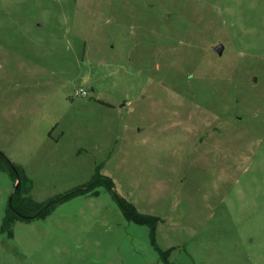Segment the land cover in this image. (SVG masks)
<instances>
[{"label":"rangeland","instance_id":"1","mask_svg":"<svg viewBox=\"0 0 264 264\" xmlns=\"http://www.w3.org/2000/svg\"><path fill=\"white\" fill-rule=\"evenodd\" d=\"M0 150L161 218L100 184L11 236L0 169V264H264V0H0Z\"/></svg>","mask_w":264,"mask_h":264},{"label":"trees","instance_id":"2","mask_svg":"<svg viewBox=\"0 0 264 264\" xmlns=\"http://www.w3.org/2000/svg\"><path fill=\"white\" fill-rule=\"evenodd\" d=\"M0 169L7 170L13 177L14 181H17L18 179L21 180L19 188L14 191L10 199V205L6 210L2 223V230L8 231L11 236L14 235L13 224L17 219L30 220L36 217H46L61 203L77 195L92 192L100 184L105 185L109 189L128 219L136 221L137 223L150 225L153 236H155L156 227L161 218L159 216L141 212L133 202L116 191L111 178L104 177L99 172H97L93 177V180L85 186L78 187L69 193L55 195L45 201L38 202L28 195L29 190L24 187L25 184L31 183L32 180L27 177L26 172H24L19 165L12 163L1 150ZM24 215L30 216V218H25ZM169 253H171V249L163 251V256H167Z\"/></svg>","mask_w":264,"mask_h":264},{"label":"water","instance_id":"3","mask_svg":"<svg viewBox=\"0 0 264 264\" xmlns=\"http://www.w3.org/2000/svg\"><path fill=\"white\" fill-rule=\"evenodd\" d=\"M216 49H217L219 52H222V51H223V44H218V45H216ZM20 182H21V180L18 179V183H17V187H16V189L19 188ZM24 217H25V218H30V216H27V215H24Z\"/></svg>","mask_w":264,"mask_h":264},{"label":"built area","instance_id":"4","mask_svg":"<svg viewBox=\"0 0 264 264\" xmlns=\"http://www.w3.org/2000/svg\"><path fill=\"white\" fill-rule=\"evenodd\" d=\"M77 94L87 95L88 91L84 88H80L76 91Z\"/></svg>","mask_w":264,"mask_h":264}]
</instances>
